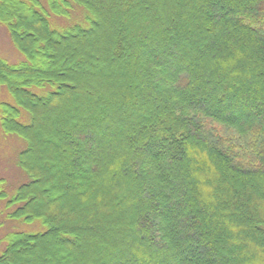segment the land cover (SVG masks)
<instances>
[{
	"label": "trees",
	"instance_id": "1",
	"mask_svg": "<svg viewBox=\"0 0 264 264\" xmlns=\"http://www.w3.org/2000/svg\"><path fill=\"white\" fill-rule=\"evenodd\" d=\"M0 23L28 177L0 200L45 226L0 264H264V0H0Z\"/></svg>",
	"mask_w": 264,
	"mask_h": 264
},
{
	"label": "rangeland",
	"instance_id": "2",
	"mask_svg": "<svg viewBox=\"0 0 264 264\" xmlns=\"http://www.w3.org/2000/svg\"><path fill=\"white\" fill-rule=\"evenodd\" d=\"M54 19H56L55 23ZM67 23H69V20L67 21L62 17H52V25L54 27L64 26ZM0 58L12 64H18L24 60L23 54L12 43L6 27L1 23ZM2 94L4 96H9L5 89H3L0 95ZM23 119L25 120V118ZM223 133L228 134L229 132L224 130ZM24 147L25 142L21 137L16 134H7L0 127V180L3 182V187L7 193V199L10 198L15 193L18 186L26 182L28 178L26 173L20 169L17 164L18 155ZM5 202L6 199L0 200V252L6 245L7 234L12 232H39L45 229L40 219L31 222L8 219L6 217L7 212L15 209L16 205L6 208Z\"/></svg>",
	"mask_w": 264,
	"mask_h": 264
}]
</instances>
